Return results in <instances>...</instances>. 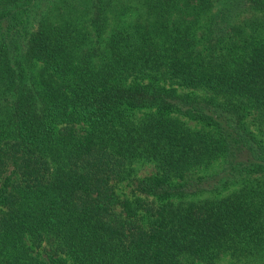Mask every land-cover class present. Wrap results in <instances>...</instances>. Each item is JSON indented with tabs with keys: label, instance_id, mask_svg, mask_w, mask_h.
<instances>
[{
	"label": "trees",
	"instance_id": "trees-1",
	"mask_svg": "<svg viewBox=\"0 0 264 264\" xmlns=\"http://www.w3.org/2000/svg\"><path fill=\"white\" fill-rule=\"evenodd\" d=\"M0 264H264V0H0Z\"/></svg>",
	"mask_w": 264,
	"mask_h": 264
},
{
	"label": "rangeland",
	"instance_id": "rangeland-1",
	"mask_svg": "<svg viewBox=\"0 0 264 264\" xmlns=\"http://www.w3.org/2000/svg\"><path fill=\"white\" fill-rule=\"evenodd\" d=\"M139 170V175H143V174H148L149 172L152 171V167L147 166V167H141L138 169ZM120 188H121V194H129L130 192V188L127 186V183H121L120 184Z\"/></svg>",
	"mask_w": 264,
	"mask_h": 264
}]
</instances>
